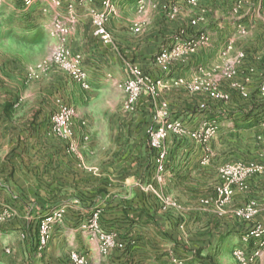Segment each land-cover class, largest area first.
<instances>
[{"label":"crops","instance_id":"obj_1","mask_svg":"<svg viewBox=\"0 0 264 264\" xmlns=\"http://www.w3.org/2000/svg\"><path fill=\"white\" fill-rule=\"evenodd\" d=\"M9 1L12 9L3 10ZM59 1L56 5L37 0L24 11L23 0H0V264H9L10 253L14 258L51 262L57 241L70 238L76 250L98 264H177L188 255L207 264H238L233 249L254 247L255 240L244 242L243 237L254 223L264 224V154L262 158L240 152V139L233 143L238 153H229L233 144L226 139L223 152L213 154L186 136L168 139L160 159L159 150L149 144V132L162 120L158 115L162 100L173 102L174 116L188 129L205 116L196 101L187 98L193 92L183 87L159 97L142 96L133 109H124L123 83L131 65L158 75L154 57L178 41L187 24L183 16L191 6L188 0H112L116 11L108 22L109 44L91 28V10L104 0ZM201 10L206 13L202 5ZM56 19L72 26L67 47L82 54L89 89L63 70L45 73L40 87L29 77L38 47L49 42L45 47L53 44V50L59 42L52 35ZM196 56L175 62L173 75L190 81ZM116 84L122 99L119 92L110 91ZM56 96L76 110L66 138L52 125L55 105L50 103ZM240 108L234 111L240 123L227 126L264 130V113L258 118L255 108ZM256 145L261 150L264 142ZM239 159L257 162L261 172L244 181L224 209L206 203L220 184L219 169ZM147 183L162 195H177L184 205L180 215L157 202L144 188ZM249 201L257 203L258 213L243 221L234 211ZM53 210L64 211L65 218L59 235L53 233L41 247L40 226ZM97 211L99 226L119 233L124 249L103 254L98 241L90 238L91 218Z\"/></svg>","mask_w":264,"mask_h":264},{"label":"rangeland","instance_id":"obj_2","mask_svg":"<svg viewBox=\"0 0 264 264\" xmlns=\"http://www.w3.org/2000/svg\"><path fill=\"white\" fill-rule=\"evenodd\" d=\"M36 1L37 0H35V2ZM35 2L29 7H26L22 2L21 8L24 11H30ZM201 2L202 4L198 3L196 6H190L189 8L187 7L184 9L185 15L183 17L187 18L185 22L187 24H185V27H182V29L185 30V34L181 35L182 37L184 35L185 38L192 35V33L196 35L197 33L204 32L210 38L209 43L193 53L194 55L191 54L184 61H176V63H186L191 56H199V62L197 56L195 57V59H197V64L195 65L194 69L195 76L192 77L190 81H195L197 79L202 80L209 87V89L224 95H228V98H213L206 91H190L193 93H190L188 95L189 97L187 98L195 100L197 103L196 108L205 116H203L202 120L196 125V127L191 129H188L187 127L186 128L188 132L193 133L195 131H200L204 125H211L215 127L213 136L207 142V144H204L208 146L209 153H222L224 148L221 145L224 144L226 139H228L230 141L229 143L231 144L235 143V139H240V152L248 156L254 154H264V145L262 146L261 150H256L258 148L256 143L260 141L264 142V130L259 131V129L243 128L241 124L235 126L234 124L230 126L226 125L227 122L232 123V121H234L235 124L240 123V121H237L234 118V111H236V109L241 110L242 108L240 107L249 106L251 108H255L258 113L257 115L259 116L258 118H262L261 113H264V92L262 91V87L264 85V0H202ZM13 4L14 3L11 1H9L8 4L5 3L6 6L3 7V10H11ZM201 5L206 9L205 14L204 12L200 13L202 11ZM102 9L103 3L94 7L91 10L92 16L95 12ZM115 11L116 9L114 5V10L112 11L111 16ZM193 20H197L198 23L196 25L192 24ZM67 24L71 26L69 22ZM222 29H225L223 34L220 33V30ZM181 35L179 36V39L182 38ZM45 45H49V42H46ZM45 45L38 47L36 53V58H38V60L29 73L30 79H33L34 81L33 84L37 85L38 87L41 86L39 84V80L42 79L45 73H49L51 71L58 72L61 70L58 67L50 65L48 62L49 56L52 52L51 48L53 44H50V48L45 47ZM173 45H170L168 48L162 50H168ZM162 50H160L158 53H160ZM155 57L153 63L159 69L155 63ZM174 63L175 62H173L172 65ZM132 65L140 66L139 64L134 63ZM172 65L170 71L167 73L159 69L157 76L151 75L142 68L153 78L162 79L164 82V85H162L154 97H159L164 91H180L179 87L185 88L184 86H175L173 84L175 79L181 77H176L173 75L176 67L173 66L172 68ZM228 74H231L232 76L229 78ZM116 85L117 86H114V89L112 87L110 91L111 93L113 91L119 92L118 97H121L122 99L123 94L121 93L118 84ZM142 96H150V94L145 93ZM62 103L72 105V103L65 101L60 96H56L53 102L51 101L50 105H53V107L55 105L56 111V109ZM163 104H166V107L168 108L169 119H179L183 121L180 117L174 116L173 102H170L167 99L162 100L160 102L159 110ZM186 136L190 135L184 134L181 137ZM233 147L230 148L229 153H238L236 145L233 144ZM261 157L263 158L262 155ZM144 188L154 193L156 201L161 203V205H164L158 196V194H162L152 183H147L146 185L144 184ZM162 196L172 198L176 201V206L167 205V207H173L174 210L176 209V217L180 215V211H182L184 205L181 203V201H179L177 195L176 198L170 195ZM55 212H57V210L52 211V213ZM64 218L65 213L61 219H57L53 224L51 238L53 233H55L56 236L59 235L58 230L60 229V225L63 223L62 221H64ZM57 226L59 227L57 228ZM100 229L107 231L101 227ZM92 233L93 234L90 235V238L92 240L98 241L95 233L93 231ZM117 234L119 238L124 241V239L120 237L119 233ZM57 242L58 243L54 248V250H56L55 255L57 258L55 257L51 262L50 260L45 262V259H39L38 257L14 258L10 255L11 253L7 254L6 260L9 262V264H76L71 260L70 255L74 251L78 253L80 252L75 249V243L72 238L68 240L63 239L62 241L58 240ZM82 255L86 257L89 263L98 264L85 254ZM182 258L183 259L179 260L181 261V264H200V262L205 263L203 261H196L191 255ZM205 264H207V262Z\"/></svg>","mask_w":264,"mask_h":264},{"label":"built area","instance_id":"obj_3","mask_svg":"<svg viewBox=\"0 0 264 264\" xmlns=\"http://www.w3.org/2000/svg\"><path fill=\"white\" fill-rule=\"evenodd\" d=\"M56 5L60 4L59 0H50ZM200 0H188L191 6L198 5ZM35 0H23L26 7L31 6ZM103 9L97 11L92 16V31L97 37L109 44L112 40L107 23L110 19L114 5L112 0H104ZM176 9L171 13V17H175ZM197 20H193L192 24L196 25ZM72 27L61 19L54 21L52 35L58 38V44L53 48L48 62L50 65L56 66L65 71L71 78L81 85L84 89L90 88L89 73L84 68L81 53H73L67 47V39ZM185 34V30H182ZM209 36L204 32L178 39L174 45L168 50H162L155 57V63L159 69L165 73L169 72L171 65L176 61H184L188 56L198 51L201 47L209 43ZM232 75L228 74L230 78ZM175 86H184L189 91H206L213 98H228V95L209 89L202 80L187 81L184 78H178L173 81ZM164 85L162 79H155L146 73L142 67L132 65L130 67V75L123 83V91L125 93V109L131 110L135 107L140 97L147 93L156 95L159 89ZM264 92V85L262 87ZM76 110L73 105L62 103L52 115V125L55 131L62 137H69L72 133ZM158 115L162 118L160 124L149 132V144L153 149L159 150L160 159L165 155L164 144L170 137H181L184 134L190 135L191 138L207 144L214 134L215 127L204 125L200 131L188 132L183 121L179 119H169V111L166 104H163ZM162 169V165L159 166ZM261 165L252 160H234L233 162L223 165L219 169L220 184L216 188L213 197L205 200L206 203L213 202L218 209H224L227 203L232 201L238 187L246 180L253 178L261 172ZM165 206H176V201L172 198L159 195ZM258 213V205L255 201L239 206L235 209L234 214L243 221H251ZM64 211L57 210L42 221L39 232V243L41 247H45L50 240L53 224L57 219H61ZM99 212H95L91 218V227L99 242V249L103 254H107L115 248H125V242L122 241L115 232H108L100 229ZM255 240V246L247 248L236 246L233 249V256L239 264H260L264 256V224L260 222L254 223L244 235V242ZM71 260L76 264H96L89 263L85 256L74 251L71 254ZM181 264V261H176ZM187 264V263H186ZM192 264V263H188Z\"/></svg>","mask_w":264,"mask_h":264}]
</instances>
